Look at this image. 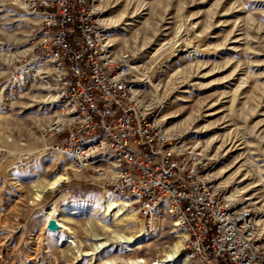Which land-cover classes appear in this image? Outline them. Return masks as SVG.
<instances>
[{
  "label": "rangeland",
  "instance_id": "1",
  "mask_svg": "<svg viewBox=\"0 0 264 264\" xmlns=\"http://www.w3.org/2000/svg\"><path fill=\"white\" fill-rule=\"evenodd\" d=\"M97 2L112 56L129 58L140 78L143 107L157 108L168 134L208 162L213 183L254 210L264 237V0ZM39 29L24 0H0V264H165L179 235L171 215L142 218L100 175L46 149L55 85L25 74ZM63 169L67 181L35 201ZM103 193L117 200L110 211ZM51 205L65 225L57 234L46 229ZM140 235L147 242L126 252Z\"/></svg>",
  "mask_w": 264,
  "mask_h": 264
},
{
  "label": "built area",
  "instance_id": "2",
  "mask_svg": "<svg viewBox=\"0 0 264 264\" xmlns=\"http://www.w3.org/2000/svg\"><path fill=\"white\" fill-rule=\"evenodd\" d=\"M24 6L40 18L25 74L51 78L55 110L68 118L46 132L54 137L46 149L80 172L111 169L104 186L134 200L142 218L171 215L186 234V264H264L254 210L229 200L207 176L208 162L166 134L157 108L142 107L140 78L129 58L112 56L97 0Z\"/></svg>",
  "mask_w": 264,
  "mask_h": 264
},
{
  "label": "bare ground",
  "instance_id": "3",
  "mask_svg": "<svg viewBox=\"0 0 264 264\" xmlns=\"http://www.w3.org/2000/svg\"><path fill=\"white\" fill-rule=\"evenodd\" d=\"M105 37L107 39V36L105 34ZM108 46L110 47L109 43H108ZM181 52V49L179 50ZM174 55V54H173ZM123 58V57H122ZM132 69L134 70L135 67L132 66ZM140 75V73H139ZM142 76V75H141ZM146 84H147V88H149L155 95V97L157 96L156 94V89H155V85H154V82L153 80L151 79H146ZM143 107V105H142ZM143 108H146V110L148 109H152L151 107H143ZM55 112L57 113L56 116V119L54 121V123L51 125L50 128H48L46 130V132H49L53 129H55L57 126H59L60 124H64L65 121L68 120V118L64 117V115L62 113H59V111L56 109ZM163 120V119H162ZM164 122V120H163ZM164 129H165V132L166 134H168L167 132V129L165 127V124H164ZM169 135V134H168ZM45 136V135H44ZM179 147L182 148V146H180L179 144ZM192 153V152H191ZM58 154V153H57ZM194 155H198V156H202L201 154H197V153H193ZM61 155V154H59ZM63 156V155H62ZM64 157V156H63ZM65 158V157H64ZM66 159V158H65ZM67 160V159H66ZM68 161V160H67ZM65 163V162H64ZM68 163L70 164V162L68 161ZM66 164V163H65ZM64 166V165H63ZM70 168L74 171H77V172H80L78 170H75L71 164H70ZM101 169H98V171H100ZM108 172H111V169H105V172H102L100 173V176L102 179L104 178H107L108 176ZM110 175V174H109ZM208 177H210V180L213 182V179H211V175L208 173L207 174ZM67 181V176L66 174L64 173V169L62 171H58L57 175L55 176V178L48 182L47 184L45 185H41L39 186V188H37L35 190V196H34V199L35 201H40L41 198H42V193L43 192H46V191H52L56 188H58L60 186L61 183ZM226 197L229 199V200H234L233 198H231L228 194H225ZM117 200L114 199L113 195H111L110 193H103L102 195V198H101V202L103 205H105V207L107 208V211H110L112 210L113 208L116 207L117 203H116ZM134 201V200H133ZM236 201V200H235ZM135 202V201H134ZM78 203V202H77ZM88 203V202H87ZM136 203V202H135ZM124 204L127 205V206H133V202H128V201H124ZM82 204H78V205H73L72 209L76 208V206H80ZM65 210L69 211L71 210L70 207L66 208ZM56 208L55 206L51 205L50 207H48L46 210H45V222H47L46 224V229L53 233V234H57L58 232H60L61 230H64V226L62 225V219L60 218H57L55 215H56ZM109 213V212H108ZM113 213V212H112ZM116 214V213H115ZM131 214V213H130ZM63 216V215H62ZM119 216V215H118ZM66 217V216H65ZM132 217L134 219H136L137 217V214L136 212H132ZM51 220H54L58 226L57 230H50L48 229L47 225L49 223V221ZM148 220H154V218H149ZM256 221H257V224L259 226V220H257L256 218ZM136 222V221H135ZM134 223V222H133ZM177 221L175 220V223H174V231L177 232L179 235H177V241L175 242L174 246L169 250L167 251L166 253V256H165V259L163 260V262H165V264H186L187 263V258L181 253V250H180V253L182 254L183 257H178V252H179V249L181 248L182 249V246H183V241H184V238L186 237V234L184 231H179L177 229ZM67 229V228H66ZM181 236V237H180ZM147 236H143V235H140L138 236V239H128L129 241H131L132 245L129 247H127V250L126 252H134L135 249H139L140 247H142L143 244H145L147 242ZM70 239V238H68ZM66 239L65 243L64 244H69L71 245L75 250L78 249L75 245V243L72 241V240H68ZM148 248V247H147ZM138 262H143V260H139ZM135 263V262H134ZM154 264H158V263H154Z\"/></svg>",
  "mask_w": 264,
  "mask_h": 264
},
{
  "label": "water",
  "instance_id": "4",
  "mask_svg": "<svg viewBox=\"0 0 264 264\" xmlns=\"http://www.w3.org/2000/svg\"><path fill=\"white\" fill-rule=\"evenodd\" d=\"M47 227L50 230H57V228H58V226L54 220L49 221Z\"/></svg>",
  "mask_w": 264,
  "mask_h": 264
}]
</instances>
